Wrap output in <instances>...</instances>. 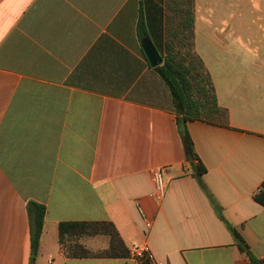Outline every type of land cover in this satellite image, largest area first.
I'll return each mask as SVG.
<instances>
[{
    "label": "crops",
    "instance_id": "obj_1",
    "mask_svg": "<svg viewBox=\"0 0 264 264\" xmlns=\"http://www.w3.org/2000/svg\"><path fill=\"white\" fill-rule=\"evenodd\" d=\"M206 6L196 0V49L230 126L188 131L224 219L143 51L145 37L164 47L165 0H0V264H140V248L156 264H264V67L248 66L259 55L237 51ZM30 201L47 209L35 260ZM66 221L113 223L131 257H68ZM78 241L103 251L110 237Z\"/></svg>",
    "mask_w": 264,
    "mask_h": 264
},
{
    "label": "trees",
    "instance_id": "obj_2",
    "mask_svg": "<svg viewBox=\"0 0 264 264\" xmlns=\"http://www.w3.org/2000/svg\"><path fill=\"white\" fill-rule=\"evenodd\" d=\"M141 28L144 37L147 33L143 26ZM159 52L164 62L156 70L171 91L179 129L191 160H197L193 164L192 174L207 193L219 216L224 219L213 194L203 182L202 177L207 169L196 153L188 131L189 121H201L226 128L230 126L229 110L219 104L211 73L196 49V0H165V41ZM27 209L31 226L32 259L35 260L41 246L47 209L34 201L28 203ZM226 224L239 248L244 251L246 242L243 237L235 227L228 222ZM98 235L110 237L106 250L92 251L78 241L83 236ZM59 241L68 257L128 258L132 255L115 225L107 221L61 222ZM248 254L250 255L249 252ZM250 257L253 264H258L257 260L251 255ZM136 259L140 264H156L148 253Z\"/></svg>",
    "mask_w": 264,
    "mask_h": 264
},
{
    "label": "rangeland",
    "instance_id": "obj_3",
    "mask_svg": "<svg viewBox=\"0 0 264 264\" xmlns=\"http://www.w3.org/2000/svg\"><path fill=\"white\" fill-rule=\"evenodd\" d=\"M202 2L207 5V12L212 14L218 28H224L231 36L237 51L259 55L254 58V63L248 61V66L264 67V0H198V6ZM207 32L210 33L208 28ZM243 62L246 65L247 61ZM238 64L241 65L240 61Z\"/></svg>",
    "mask_w": 264,
    "mask_h": 264
},
{
    "label": "built area",
    "instance_id": "obj_4",
    "mask_svg": "<svg viewBox=\"0 0 264 264\" xmlns=\"http://www.w3.org/2000/svg\"><path fill=\"white\" fill-rule=\"evenodd\" d=\"M151 173L155 184V196L157 197L158 200H162L166 193L165 182L163 178V168L156 167L151 171ZM147 226L151 227V222L147 221ZM144 253H148V255H150V259H152L153 261V256L148 248L135 249L133 251V256L143 257Z\"/></svg>",
    "mask_w": 264,
    "mask_h": 264
},
{
    "label": "water",
    "instance_id": "obj_5",
    "mask_svg": "<svg viewBox=\"0 0 264 264\" xmlns=\"http://www.w3.org/2000/svg\"><path fill=\"white\" fill-rule=\"evenodd\" d=\"M143 51L152 67H158L163 64L164 60L149 37L142 40ZM247 249V248H246Z\"/></svg>",
    "mask_w": 264,
    "mask_h": 264
}]
</instances>
